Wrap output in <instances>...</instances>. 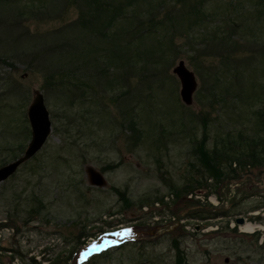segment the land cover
<instances>
[{
  "label": "rangeland",
  "instance_id": "rangeland-1",
  "mask_svg": "<svg viewBox=\"0 0 264 264\" xmlns=\"http://www.w3.org/2000/svg\"><path fill=\"white\" fill-rule=\"evenodd\" d=\"M128 1L0 0V166L26 148L34 90L43 93L52 124L41 150L0 182V264H174V244L181 264H264V167L232 165L240 184L207 178L178 198L172 191L205 179L192 145L204 123L209 149L264 134L254 113L264 99V21L252 33L219 28L223 16L241 21L239 6L254 7L205 0L208 23H217L209 28L203 16L190 41L187 9L196 0ZM105 3L108 14L124 8L102 29L96 12ZM254 34H261L257 42ZM179 60L196 77L191 105L182 103L172 72ZM87 166L106 186L88 183ZM39 201L40 212L29 213ZM240 215L260 231H241L234 225ZM115 231L126 241L98 256L83 250L97 233Z\"/></svg>",
  "mask_w": 264,
  "mask_h": 264
},
{
  "label": "trees",
  "instance_id": "trees-1",
  "mask_svg": "<svg viewBox=\"0 0 264 264\" xmlns=\"http://www.w3.org/2000/svg\"><path fill=\"white\" fill-rule=\"evenodd\" d=\"M169 0H165L164 4L166 2H168ZM204 1L205 0H196V2L194 4H191L188 9L187 12L189 13L190 16H193L192 19H194L193 24H194V31H188L187 35L190 41H196L197 36L200 35V33L197 31V25L196 23L199 22L201 25L205 24V21L203 22V16L204 18H207L208 21H206V25L209 27V24H213V23H217V22H212V23H208L213 21L212 17L213 15L211 14V18L207 17L204 15ZM133 0L128 1L127 2V6L132 3ZM249 2L252 4V6L254 7L253 12L252 11H248L245 10L244 7L237 8L234 17H241V21L237 18H235V20L231 21V20H227L224 16L222 17L223 20H221L222 22H220V26L219 28H222V25L226 24L229 25L231 24L232 27L234 28L235 31H244V32H250L252 33L253 30H256V27L258 25V21L259 20H263L264 21V0H249ZM107 8H104L102 4H98V7H100L97 10V21H98V27L99 28H109L111 26V24L113 23V20L115 18H118L120 15V12L123 13V8L124 5H120L121 7V11L120 12H116V7H114V11L113 13H106V11H108V7H109V3H105ZM226 10V7H225ZM181 13V12H180ZM118 14V15H117ZM182 14V13H181ZM183 16L184 15H181ZM108 15V16H107ZM110 15V17H109ZM258 15V16H257ZM132 16V15H131ZM131 19V17H129ZM148 24L146 25L148 27V31L152 30V26L155 23L153 21V17H150L148 20ZM81 23H84V18L81 20ZM157 23H159V25L163 26V24L165 23L162 20L157 21ZM139 27V26H138ZM155 27V26H154ZM218 27V26H217ZM259 27V26H258ZM210 28V27H209ZM191 29V27L189 28ZM207 29V28H206ZM208 30V29H207ZM187 32V31H186ZM102 35L104 32H101ZM255 33V31H254ZM220 34H218V32L214 33V38H218ZM258 35L261 34H254L253 37L254 41L257 42V37ZM247 36V34H243L240 35V38L242 37L243 39ZM206 36L204 35V41ZM200 41V40H198ZM202 42V40H201ZM102 65V63H100ZM104 66V65H103ZM105 70V69H104ZM98 74H100V72H97ZM97 78L99 79V77L97 76ZM108 84V87H114L111 86L113 85V80L112 79H107L106 80ZM116 97V96H115ZM263 104L262 106L255 111V116H256V121L257 124L259 125H264V99L262 100ZM258 131L262 130L264 132V126H258L257 127ZM201 137L199 139H197L193 145V151L195 152V157H196V161H197V170H199L200 172L203 173L204 176V181H200V180H196L195 181V185L192 184H186L181 188H176L174 187L172 189V191L174 192V196L176 198H178V196H181L183 193H188L191 190H193L194 188H196L197 186H201L205 184V180L208 178H214L216 181H222L224 179H231V178H240L242 176V173H240L236 167H231L232 165H244L246 164V162H249V164H251V166H255V165H259L260 167H264V134L260 135L259 133H255L253 135H240V140H239V144L238 146L236 145V147L232 146L230 143H226L223 145H219L217 141H215L213 144L214 146L209 149L207 147V141L209 138V134H208V126L206 123H204L202 125V133ZM232 138H229L228 142H232ZM244 146L240 147V146ZM229 164L230 170L228 172H226L224 165L225 164ZM117 164H111V165H107L106 168H112V167H116ZM113 191L115 193H117V195L119 196L120 199H122L123 201H125V204H127L128 202L126 201L127 199L125 198V192L121 191L118 188L113 187ZM252 194H255L253 192H250V194H245L243 198L249 197ZM44 207V205L39 201V206L38 208H32L29 213H36L38 214L40 212V208ZM174 251L176 253V261L174 262V264H181V260L184 258L182 255V251L179 247L178 244H174ZM74 252V251H73ZM72 252V254H73ZM97 259V258H96Z\"/></svg>",
  "mask_w": 264,
  "mask_h": 264
},
{
  "label": "water",
  "instance_id": "water-1",
  "mask_svg": "<svg viewBox=\"0 0 264 264\" xmlns=\"http://www.w3.org/2000/svg\"><path fill=\"white\" fill-rule=\"evenodd\" d=\"M172 72L178 77L180 82L179 95L181 101L185 105H191L193 102V94L197 88V81L195 74L190 70L184 61L179 60L173 67ZM27 118L30 123V139L27 146L19 157L0 166V182L6 180L17 168L24 162L32 158L44 145L48 136L51 133V120L49 112L44 102L43 93L39 90L33 91L32 100L27 109ZM87 181L91 186L104 187L107 182L104 175L92 166L85 168ZM237 223H242L243 218L237 217ZM227 260V259H226Z\"/></svg>",
  "mask_w": 264,
  "mask_h": 264
},
{
  "label": "bare ground",
  "instance_id": "bare-ground-1",
  "mask_svg": "<svg viewBox=\"0 0 264 264\" xmlns=\"http://www.w3.org/2000/svg\"><path fill=\"white\" fill-rule=\"evenodd\" d=\"M240 227H241V231H245V232H251L254 229L259 228L256 224H253V223H245L244 225H242Z\"/></svg>",
  "mask_w": 264,
  "mask_h": 264
},
{
  "label": "snow or ice",
  "instance_id": "snow-or-ice-1",
  "mask_svg": "<svg viewBox=\"0 0 264 264\" xmlns=\"http://www.w3.org/2000/svg\"><path fill=\"white\" fill-rule=\"evenodd\" d=\"M128 231H130V230H128Z\"/></svg>",
  "mask_w": 264,
  "mask_h": 264
}]
</instances>
